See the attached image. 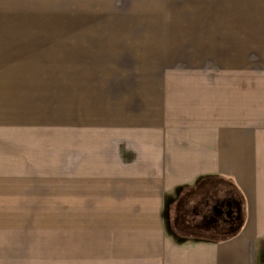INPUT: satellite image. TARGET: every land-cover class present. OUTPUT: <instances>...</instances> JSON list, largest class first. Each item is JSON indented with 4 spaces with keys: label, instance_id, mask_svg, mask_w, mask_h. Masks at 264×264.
Returning a JSON list of instances; mask_svg holds the SVG:
<instances>
[{
    "label": "crops",
    "instance_id": "obj_1",
    "mask_svg": "<svg viewBox=\"0 0 264 264\" xmlns=\"http://www.w3.org/2000/svg\"><path fill=\"white\" fill-rule=\"evenodd\" d=\"M252 52L256 54V48ZM259 52L264 56V48L259 46ZM172 64L157 68L153 79L143 84L129 82L134 74L122 83H110L109 93L131 96L122 105L120 127L106 123L105 130L97 132L72 127L73 160L95 154V165L90 159L82 166L83 177L94 175L90 178L100 185L113 187L105 191L111 205L105 207L104 226L119 219L118 241L93 250L88 240L90 249L66 257L63 200L59 204L58 198L48 199V206L39 210L43 202L34 209L33 198H0V264H264V64ZM22 86L32 89L31 83ZM38 94L47 96L33 102L36 109L47 106L45 116L40 115H57L62 102L58 97L53 100L55 93L46 89ZM130 110L138 113L126 115ZM7 126L0 136L7 140L9 155L19 157L22 164L8 163L0 167V174L7 169L23 172L17 178L27 177L35 157L33 146L41 148L36 140L45 134L49 139L48 133L57 140V170L64 172L60 164L65 159L66 130ZM0 193H10L7 184ZM165 197L188 198L181 202L191 210L199 204L191 198H221L231 203L235 218L225 229L220 219L213 223L209 216L201 223L190 222L187 212L184 218L177 212L175 226L185 227L190 235L187 241H175L162 217ZM47 210L56 213V225L41 227L52 232L34 244V218ZM198 231L205 237H195Z\"/></svg>",
    "mask_w": 264,
    "mask_h": 264
},
{
    "label": "rangeland",
    "instance_id": "obj_2",
    "mask_svg": "<svg viewBox=\"0 0 264 264\" xmlns=\"http://www.w3.org/2000/svg\"><path fill=\"white\" fill-rule=\"evenodd\" d=\"M259 46L264 48V0H0V130H9L7 125L33 131L66 130L65 159L60 164L64 172L57 170V140L49 133V139L41 135L36 140L41 148L33 146L35 157L27 177L17 178L23 172H1V190L7 184L10 193H0V198H33L34 209L43 202L39 210L48 206V199L58 198L59 204L63 200L66 257L74 251L79 255L91 245L98 250L117 242L119 219L104 226L105 207L111 205L105 191L113 187L100 185L90 178L94 175L83 177L82 166H88L90 159L95 165V154L73 160L72 127L87 132L105 130L106 123L120 127L122 105L130 94L109 93L111 82L122 83L134 74L127 78L129 82L143 84L153 79L157 68L175 66L174 61L176 67L260 66L264 56ZM25 83H31L32 89L25 91ZM18 86L19 90L10 88ZM46 89L55 93L54 101L58 97L62 102L58 116L42 117L47 106L34 108L33 102L47 97L38 92ZM137 113L125 111L126 115ZM140 113L144 115V110ZM6 141L1 135L0 167L22 164L19 157L9 155ZM175 197L163 198L162 210L169 237L175 241H187L190 235L185 227L175 226L177 212L180 218L187 212L188 221L201 223L211 216L213 203L223 200L191 198L199 202L191 210L181 202L188 198ZM55 216L52 210L38 212L34 244L52 232L41 227L56 225ZM86 218L87 224L82 225ZM72 226L82 230L72 231ZM203 236L199 231L195 235Z\"/></svg>",
    "mask_w": 264,
    "mask_h": 264
},
{
    "label": "flooded vegetation",
    "instance_id": "obj_3",
    "mask_svg": "<svg viewBox=\"0 0 264 264\" xmlns=\"http://www.w3.org/2000/svg\"><path fill=\"white\" fill-rule=\"evenodd\" d=\"M215 203L211 206V222L216 223L217 219H220L222 224L228 226L235 218V212L231 208V203L229 201Z\"/></svg>",
    "mask_w": 264,
    "mask_h": 264
}]
</instances>
